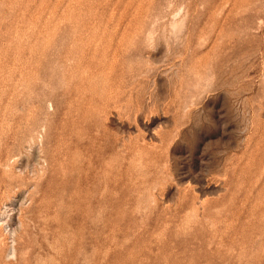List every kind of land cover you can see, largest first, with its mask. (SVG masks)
Masks as SVG:
<instances>
[{"label":"rangeland","instance_id":"obj_1","mask_svg":"<svg viewBox=\"0 0 264 264\" xmlns=\"http://www.w3.org/2000/svg\"><path fill=\"white\" fill-rule=\"evenodd\" d=\"M0 264H264V0H0Z\"/></svg>","mask_w":264,"mask_h":264}]
</instances>
